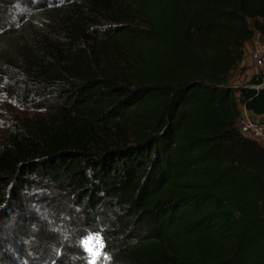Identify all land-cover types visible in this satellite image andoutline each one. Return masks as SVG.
<instances>
[{
	"label": "trees",
	"instance_id": "trees-1",
	"mask_svg": "<svg viewBox=\"0 0 264 264\" xmlns=\"http://www.w3.org/2000/svg\"><path fill=\"white\" fill-rule=\"evenodd\" d=\"M58 10L63 25L13 59L54 99L3 138V218H27L24 195L54 189L84 216L79 234L101 235L107 264H264V143L238 124L241 104L264 117V88L229 86L246 43L264 34V0ZM8 21L0 4V29Z\"/></svg>",
	"mask_w": 264,
	"mask_h": 264
},
{
	"label": "rangeland",
	"instance_id": "rangeland-1",
	"mask_svg": "<svg viewBox=\"0 0 264 264\" xmlns=\"http://www.w3.org/2000/svg\"><path fill=\"white\" fill-rule=\"evenodd\" d=\"M0 4L9 9V21L0 29L1 150L5 134L19 117L43 114V106L54 99L42 98L49 95L52 87L25 82L13 59L23 47L42 39L46 31L63 25L64 16L58 9L64 6L65 0H0ZM81 45L88 48L91 43ZM244 70L237 71L234 77ZM34 192L33 196L24 195L23 202L28 210L25 219H19L17 213H11V217L5 219L3 210L6 205L0 207V264H57L64 253L66 264L108 263L110 257L103 251L101 235L87 232L86 226L82 229V233L86 232L84 236L75 230L77 221L80 226L85 218L64 192L54 189ZM59 204L66 205L68 209L61 208ZM39 227H45L54 239L42 243L35 235Z\"/></svg>",
	"mask_w": 264,
	"mask_h": 264
},
{
	"label": "built area",
	"instance_id": "built-area-1",
	"mask_svg": "<svg viewBox=\"0 0 264 264\" xmlns=\"http://www.w3.org/2000/svg\"><path fill=\"white\" fill-rule=\"evenodd\" d=\"M242 67L245 68L239 76L229 81V86L240 92L243 88L260 90L264 88V34L255 31L253 37L246 43ZM239 129L241 134L253 140L264 143V121L254 113L240 105Z\"/></svg>",
	"mask_w": 264,
	"mask_h": 264
},
{
	"label": "crops",
	"instance_id": "crops-1",
	"mask_svg": "<svg viewBox=\"0 0 264 264\" xmlns=\"http://www.w3.org/2000/svg\"><path fill=\"white\" fill-rule=\"evenodd\" d=\"M255 116H256L257 118H260V120H263V121H264V117H263V116H259V115H256V114H255Z\"/></svg>",
	"mask_w": 264,
	"mask_h": 264
}]
</instances>
